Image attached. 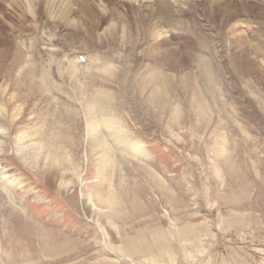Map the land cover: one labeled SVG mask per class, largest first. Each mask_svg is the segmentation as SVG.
Instances as JSON below:
<instances>
[{"label": "rangeland", "instance_id": "374dc122", "mask_svg": "<svg viewBox=\"0 0 264 264\" xmlns=\"http://www.w3.org/2000/svg\"><path fill=\"white\" fill-rule=\"evenodd\" d=\"M239 2L243 5L238 6ZM262 3L189 0L180 13L163 16L159 44L152 40L153 30L146 27L148 18L134 22L129 17L124 29H131V37H137L141 47L130 54V45L124 49L111 43L91 47L89 41L82 52L71 53L70 48L80 43L75 31L45 20L40 4L22 7L33 15L8 7L4 31L0 27L4 36L0 108L11 116L18 107L24 108L15 116L14 128L35 134L32 128L40 126L39 111L58 117L68 113L69 118L61 119L70 139L66 149L77 168L68 173L69 179L74 177L71 191L57 184L48 186L21 159L12 157V149L21 145L5 125L0 127V146L5 149L0 152V175L4 173L0 179L13 174L29 187L19 190L20 182L15 183L10 198L0 180V264H264ZM124 8L119 12L127 17L135 14L134 7ZM221 11L228 14L223 16ZM170 17L173 27L168 26ZM106 21L102 18L101 25ZM150 47L157 48L156 57L146 55ZM236 49L243 50L241 56L235 54ZM19 51L22 56L18 54L17 60L33 70V83H41V76L48 73L52 91L47 100L41 93L30 96L21 92L26 87L10 84L5 59L16 57ZM94 63L110 65L111 78L100 73L93 80L89 67ZM17 69L14 73L19 75ZM157 72L165 82L160 92L168 98L166 107L156 108L161 122L144 104L148 94L160 89ZM74 85L84 92L78 94ZM15 88L26 99L15 96ZM93 89L109 93L120 132L131 141H140L145 157L123 153L109 138L108 164L100 152L91 150L81 103L84 96L88 99L96 93ZM142 89L141 96L138 90ZM10 96L14 99L8 107ZM174 106H180L182 114L171 125L167 110ZM87 199L97 211L85 214Z\"/></svg>", "mask_w": 264, "mask_h": 264}, {"label": "bare ground", "instance_id": "6f19581e", "mask_svg": "<svg viewBox=\"0 0 264 264\" xmlns=\"http://www.w3.org/2000/svg\"><path fill=\"white\" fill-rule=\"evenodd\" d=\"M15 1L14 0H9V1L0 0V16H1L0 17V27H1L2 31H4L3 26H5L4 20H5L6 16H8V12H7L8 7H11V6L13 8L19 7V9L21 11L22 7L26 8L25 3H28L29 5L31 3H36V5H37V3H38V5L40 4V7L42 8V11L44 14L42 16L45 17V20H47L48 22L50 21L52 23L62 24L63 28L66 31L69 29L75 31L74 34H76V35H74V37H75V39H80V43H78V45L76 47H74L76 50L72 49V47L71 48L69 47L71 53L72 52L75 53L76 51H79V49H81L80 51L82 52L84 50V48L88 47V45H87L88 42H86V41H89V43H91V47H93V46L100 47V46L111 43L112 45H115V47L118 49L119 48L124 49V48L128 47L127 45H130L131 47L129 46L130 48L129 49L127 48L129 54L134 53V52L138 53L139 51L136 52V50L141 48L140 46H138L139 45V42H138L139 39H137V37L135 39L131 37V36H134V35H131V33H132L131 29L130 28L124 29V24L129 22L128 21L129 17L134 22H135V20H138V19L144 21V19L148 18V21L146 24L148 26H146V27L153 30L151 32L153 34H156V35H153L152 40L154 42H156V44H159L160 40L158 42V39H159L158 37H159V34L161 33L160 30L162 29V28L160 29V22L162 21L163 16H168V15L170 16V14L173 15L176 13H180L181 11H183L186 8V4L189 2V0H19L17 2H15ZM198 1H201V0H198ZM11 2H15V3L11 4ZM263 4L264 3H262V5ZM124 5L134 7L135 8V14H133V12H132V15L127 17L125 15V13L124 14L120 13L119 9L125 10ZM206 5H208V4H206ZM242 5H243L242 2L238 3V6H242ZM14 6H16V7H14ZM31 6H28V7L31 8ZM211 6H213V5H211ZM12 7H11V9H12ZM28 7H27V10H28ZM142 8L145 9V11L142 10L140 12V10ZM262 8L264 9V7H262ZM128 9H131V8L128 7ZM211 9H213V8H211ZM263 9H262V13H263ZM22 11L24 12V14L31 12V10L26 12V9L22 10ZM209 11H210V8H209ZM237 11L240 13V10H237ZM188 13L191 14L192 12L191 13L188 12ZM221 13L224 16L225 14H228V11H223V12L221 11ZM36 14H38V12ZM98 14H99L100 18H98ZM184 14H186V13H184ZM32 15H33V13H32ZM171 17L167 21L169 27H173V23H172L173 19H171ZM189 17L193 18L192 16H189ZM102 18H107L105 25H101V19ZM192 20L194 21V19H192ZM22 23H23V21H22ZM52 23H50V24H52ZM144 23H146V22H144ZM133 24H135V23H133ZM208 24H210V23H208ZM142 25H144V24H142ZM144 26H143V28H144ZM165 26H166V24H165ZM235 26H237V25H235ZM199 27L202 28L201 26H199ZM140 28H142V27L140 26ZM150 29L149 30L147 29V33H149ZM141 31H146V30H141ZM144 34H145V32H144ZM144 34H142V35H144ZM2 38L4 39V36H3V34H0V44L2 43ZM131 42H133V43H131ZM147 45H149V44H147ZM200 46H202V45H200ZM208 46L211 47V45H208ZM156 47H159V45H156ZM69 48H68V50H69ZM142 48H144V47H142ZM151 48L152 47H150V49ZM153 48L151 50L149 49V51H147L145 49L146 55L149 54V56H152V55L155 56L154 52L157 51L156 50L157 48H154V50H153ZM213 48L215 49V47H213ZM66 50H67V48H66ZM205 50H207V49H205ZM95 51L98 53L99 52L101 53V51H103V50L98 51L96 49ZM242 51H243L242 49H236L235 54L237 56H241ZM64 52H68V51H64ZM106 52H108V51H106ZM206 52H208V51H206ZM20 53L21 52L19 51L16 54V57H15V55H12V58L5 59L6 63H8V66H9L8 69L5 70V72L8 74L9 77H12L9 79L10 84L13 86L21 85V86L26 87V89L21 90V92L24 94L27 93L30 96H32V94L39 96V93H41L42 94L41 96H43L44 99L47 100L48 96L51 95V91H52V86L49 85L50 84V78L47 75L48 73L47 74L42 73L43 75L41 76V83H39V82L33 83L31 81V78H30L32 76L33 70L32 69L31 70L26 69L24 67L26 65L23 66L18 61V60H20V56H19V55H21ZM108 53H106V54H108ZM218 53H220V52H218ZM143 54H145V53H143ZM156 54L158 55V53H156ZM208 54H210V52ZM110 55H115V54H114V52H112V54L109 53V56ZM14 57H15V59H14ZM206 57L208 58V56H206ZM21 58L23 59V57H21ZM25 58L27 59L26 56H25ZM122 60H123V58H122ZM19 63H20V67H18ZM112 63L110 62V64H112ZM90 64H91V62H90ZM112 66H113V64H112ZM17 67H18V69L21 70L20 72L18 71L19 75H16L14 73V71L17 69ZM89 68H90L89 76L93 80L96 79L97 75L98 74L100 75V73L104 74L108 78H111V76L113 74V71L111 70L110 65H108L106 63L95 64L93 67H89ZM33 74H34V72H33ZM73 74H75V73H73ZM35 75H36V73H35ZM162 75L163 74L162 73L160 74V72L156 73V81L158 83L157 86L160 88L157 90L158 92H156V91L154 93L152 92L144 98V104H145L146 110H148V111L150 110L151 111L150 113H152V116H154L155 118L157 117L156 119H158V122H161V120L163 118L162 114L159 113V111L162 110L164 107H166L167 103H168V102H166V101H168V98H166L164 96V94L162 95L160 92V90H162V87L165 83L164 77ZM65 77H67V76H65ZM102 77H104V76H102ZM152 77H154V76H152ZM108 78H104L105 82L108 80ZM73 83H76V82H72V84ZM124 83H126V82H124ZM142 83H143V81H142ZM76 84H77V86H79L78 83H76ZM155 85H156V83H155ZM77 86L74 85V87H75L74 91L79 92L78 94H80V92L83 93L84 91H82V89L78 88ZM151 86H152V84H151ZM11 90H12V87H11ZM14 90H17V89L15 88ZM93 91H95V90L93 89ZM144 91H145L144 89L138 90V92L140 93L141 96L143 95ZM163 91H165V90H163ZM21 92H20V90H17V95H15V96H17L20 99H26L25 97H23L22 94H20ZM95 92L96 93L93 95L89 94L90 97L88 96V99L86 98L87 95L84 96L85 100H83V103H81V104H83L82 108H83V112L85 114L84 133L86 134V141L90 142L91 150L93 152H96V151L100 152L102 154V161L104 162V164H108L109 163V155L111 154V152H110V147L108 145V142L106 140H107V138H109L112 140V141L111 140L110 141L113 143V145H115L117 147L118 150H120V151L124 150L123 153H126V154L130 153L132 155L131 157H135V158H139V159H142L143 157H145L146 154L144 152V147L140 143V141H131L126 137L125 134H122L120 132V126L118 125V121H116L115 116L112 113L113 102L109 96V93L105 90H100V89L98 91H95ZM1 93H2V91H1ZM10 97H11L9 100L10 102H7L8 107L13 103L12 100L14 99V98L12 99V96H10ZM125 98H126V96H125ZM15 99H16V97H15ZM162 105H163V107H162ZM157 107L159 108V111L156 109ZM64 108H62V109H64ZM23 109L24 108H21V107H18L17 110L15 109L14 110V111H16L15 116L20 114L19 112L20 111L22 112ZM181 111L182 110L180 109V106H174V108H169L167 110L168 119H169L167 122H169L171 125L175 124L177 119L181 117V114H182ZM191 111L194 114V109H192ZM49 114H50L49 112L47 113L45 111H43V112L39 111V115H37V116H40V119H41L40 126L32 128V131L37 130V132L35 134V133H31V130H27V129L26 130H19V129L17 130V129H15L14 128L15 127V121H14L15 116H11V115H9V113L7 114L6 110L4 108H0V127L2 125H5L8 129V131H10L11 133L16 135V137L18 138V142L21 145V146L16 145L15 148L12 149L13 150L12 154H14V155H12V157H14V158L18 157V159H21V162L25 166L29 167L32 170V172H33L32 175H34L35 177L37 176L36 178L41 177L42 180L44 179L43 180L44 183H46L48 186L57 184L58 187L61 188L63 191H71V186L73 187V184H74L72 179L74 177L73 178L71 177L72 179H69L68 173H69V170H72L73 172H75L77 167L74 166L76 164L72 163L73 157L70 154H68V151L66 149V148H68L67 145H68L70 139H69V135L66 134V133H68V131L65 133V129L67 128V124L64 123L63 120L61 119V118H64V119L69 118L70 115H68V113L63 115L62 112L59 113V117L56 116L57 114L55 116L54 115L52 116ZM13 115H14V113H13ZM186 117H188V116H186ZM186 117H184V118H186ZM184 121H186V120H184ZM51 128H52V130L49 133V130ZM2 129L3 128H0V136H1V134H3V133H1ZM101 129L105 132V136L100 132ZM122 131H124V130H122ZM7 142H10V140L7 139ZM73 144H74V142H73ZM120 148H123V149H120ZM4 151H5V149L0 146V152H4ZM5 161H7V160H5ZM0 163H2V161H0ZM77 166H78V168L80 167L79 164H77ZM8 174L3 178L1 177L0 180L3 181L2 185H4V186H2V188H3L4 192L10 198L12 195V191L14 190L13 186L15 183L20 182L19 183V190H26L29 188L19 178H16L15 175H13V174L8 175ZM0 176H4V173H1ZM76 178H78V176ZM105 198L106 197L101 198V200H99V203L101 205H102V202L104 201ZM91 202L92 201H90V199H87L83 202L85 214H88L91 209L95 208V206ZM109 202H110V200L106 201V204ZM95 211H97L96 208H95ZM10 212H11V210H10ZM96 215H98V214H96ZM175 230H178V228H176V229L174 228V231ZM174 231H172V232H174ZM177 234L180 235V233H177ZM149 255H151V254H149Z\"/></svg>", "mask_w": 264, "mask_h": 264}]
</instances>
